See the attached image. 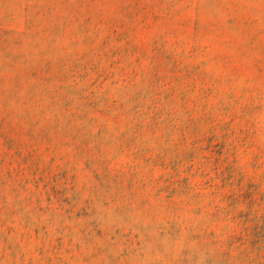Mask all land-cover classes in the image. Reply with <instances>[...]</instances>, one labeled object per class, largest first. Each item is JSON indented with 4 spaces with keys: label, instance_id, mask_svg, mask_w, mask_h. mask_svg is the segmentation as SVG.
I'll list each match as a JSON object with an SVG mask.
<instances>
[{
    "label": "rangeland",
    "instance_id": "obj_1",
    "mask_svg": "<svg viewBox=\"0 0 264 264\" xmlns=\"http://www.w3.org/2000/svg\"><path fill=\"white\" fill-rule=\"evenodd\" d=\"M0 264H264V0H0Z\"/></svg>",
    "mask_w": 264,
    "mask_h": 264
}]
</instances>
